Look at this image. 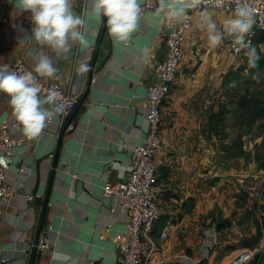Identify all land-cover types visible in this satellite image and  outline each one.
Listing matches in <instances>:
<instances>
[{
    "label": "crops",
    "instance_id": "1",
    "mask_svg": "<svg viewBox=\"0 0 264 264\" xmlns=\"http://www.w3.org/2000/svg\"><path fill=\"white\" fill-rule=\"evenodd\" d=\"M0 2L8 16L7 24L0 26V64L10 66L19 58L33 70L39 57L47 55L57 72L53 77L37 74L40 79L79 93L63 121L73 129L64 131L55 114L35 138L23 132L8 97L0 93V126L5 122L11 136L23 140L11 158L1 159L15 197L0 203V264L4 258L11 264H116L119 251L112 238L126 231V216L118 198L104 197L103 187L123 180L133 149L144 141L147 88L155 81L149 65L164 58L162 20L168 18L169 6L179 7L184 0H150L154 7L138 0L141 18L125 41H117L106 18L91 12L93 0H71L74 14L85 21L79 30L87 46L70 42L62 53L29 37L30 12H18L10 0ZM204 15L220 30L233 18L197 11L185 36L184 60L162 109L164 145L155 156L160 216L150 234L156 240L151 264H252L254 259L264 264L263 212L250 200L244 203L238 187L223 189L229 180L224 172H231L219 165L224 162L210 130V97L220 74L243 55L231 53L229 36L210 46L206 29L200 27ZM263 48L264 41L259 44ZM84 63L89 71L81 74ZM43 106L52 110V105ZM26 194L34 200L26 201ZM254 217L261 237L244 247L242 241L257 235ZM163 229L167 238L156 239ZM41 233L47 235L49 247L34 253L29 245ZM58 252L68 259L54 258Z\"/></svg>",
    "mask_w": 264,
    "mask_h": 264
},
{
    "label": "built area",
    "instance_id": "2",
    "mask_svg": "<svg viewBox=\"0 0 264 264\" xmlns=\"http://www.w3.org/2000/svg\"><path fill=\"white\" fill-rule=\"evenodd\" d=\"M246 3L253 9V26L246 36V41L254 47V38L257 33L264 31V0H223L217 4V0H202L200 7L189 10L181 19L162 20L165 29L161 32V38L165 47L163 60H152L150 69L154 74L155 81L147 88L145 101L146 120L148 129L144 141L133 149V159L122 181L107 182L103 187L104 197L114 196L120 200L126 216V231L116 233L112 242L119 251L116 264H151V256L156 248V240L152 238L151 231L155 221L160 216L161 190L157 185V169L155 156L164 145L162 139V109L164 102L169 96L171 88L177 81L179 68L184 60V42L187 32L191 29L194 15L197 11L212 10L220 15H234L236 6ZM144 5L154 7L150 0H144ZM8 22L5 7L0 2V26ZM230 51L234 55H245L248 48L235 44L234 38L229 39ZM10 70L23 73L33 71L19 58H16L9 66ZM36 75L41 88L40 97L46 99L49 91H56L58 95V111L55 105L52 110L56 111L62 119V129H73L72 123L65 124L63 121L74 109L79 93H71L70 90L55 82H46ZM22 139H15L9 133L5 122L0 126V203L7 204L15 195L6 182L4 167L1 159L11 158L13 149L21 145ZM52 158L53 155H50ZM26 201L34 200V196L26 194ZM168 230L163 229L156 239L165 240ZM47 235L41 233L35 242L29 245V250H36L40 254L48 249ZM3 263L11 264L9 258H4ZM187 262V259H183Z\"/></svg>",
    "mask_w": 264,
    "mask_h": 264
},
{
    "label": "clouds",
    "instance_id": "3",
    "mask_svg": "<svg viewBox=\"0 0 264 264\" xmlns=\"http://www.w3.org/2000/svg\"><path fill=\"white\" fill-rule=\"evenodd\" d=\"M18 12L28 11L31 14L32 29L29 37L39 45L62 53L71 46L70 42H79L87 46L83 33L79 30L85 21L74 14L71 0H10ZM202 0H184L179 6H169L168 18L179 19L188 10L200 7ZM223 0H217L222 4ZM141 6L138 0H93L91 12L105 21L110 34L117 41L127 40L138 27ZM253 9L246 3H240L234 10L233 18L223 23L222 30L203 16L201 28L206 29L211 47L220 45L226 36L234 38L235 44L248 48V61L255 67L259 59L255 47L246 41L247 34L253 26ZM89 71V65L80 66V73ZM36 73L40 77H53L57 68L47 55L39 57L33 71L19 73L9 69L7 64H0V93L8 97L16 121L23 132L30 137H37L44 129L46 122L58 111V93L49 91L45 99H41V88L38 85ZM55 105L56 111L46 109L43 105ZM54 258L67 260L63 253H56Z\"/></svg>",
    "mask_w": 264,
    "mask_h": 264
},
{
    "label": "rangeland",
    "instance_id": "4",
    "mask_svg": "<svg viewBox=\"0 0 264 264\" xmlns=\"http://www.w3.org/2000/svg\"><path fill=\"white\" fill-rule=\"evenodd\" d=\"M260 55L264 58V48ZM247 64V57L238 58L235 67L220 74L210 105L212 112L222 114L223 121L211 138L224 162L219 165L231 172H224L229 180L223 189L232 192L238 187L241 193L237 195L244 203L250 200L252 206L264 211V113L252 117L256 109L264 108V66L254 79Z\"/></svg>",
    "mask_w": 264,
    "mask_h": 264
},
{
    "label": "trees",
    "instance_id": "5",
    "mask_svg": "<svg viewBox=\"0 0 264 264\" xmlns=\"http://www.w3.org/2000/svg\"><path fill=\"white\" fill-rule=\"evenodd\" d=\"M263 41H264V31H261V32L257 33L256 37L254 38V47H255V49L257 51L259 59H258L255 67L250 66L249 61H248V64H247V67L249 68L250 74H251V76L254 79L258 77L259 72L261 71V69L264 66V58L261 57V55H260V51L261 50L259 49V44L262 43ZM244 56L248 58L247 54L243 55L242 57H244ZM263 113H264V108L256 109L252 113V117L253 118L261 117L263 115ZM222 121H223L222 114L216 113V112H212L211 113V115H210V130H211L212 133H215V132L218 131L217 124L221 123ZM261 167H264V163H263V165H261ZM263 209H264V206H263ZM262 212H263V214L260 217L263 218L264 217V211H262ZM254 222H255L256 227L258 229L257 235L254 238H250L248 240L242 241V245L244 247H252L258 241V239L261 237V233L259 231L260 230V223H259V220L257 219V217H254ZM217 226L219 228L222 225L218 224ZM255 262H256L255 259L252 260V264H255Z\"/></svg>",
    "mask_w": 264,
    "mask_h": 264
},
{
    "label": "water",
    "instance_id": "6",
    "mask_svg": "<svg viewBox=\"0 0 264 264\" xmlns=\"http://www.w3.org/2000/svg\"><path fill=\"white\" fill-rule=\"evenodd\" d=\"M105 29V26L103 27V30ZM96 57H97V52L95 54V57L93 59V62H92V65H91V68H93V65L95 64V60H96ZM88 89L86 90V93H87ZM80 104V103H79ZM45 206H47V199L45 200ZM41 227V226H40ZM33 252L35 253L36 250H33ZM38 252V251H37ZM242 264H246V263H242Z\"/></svg>",
    "mask_w": 264,
    "mask_h": 264
}]
</instances>
